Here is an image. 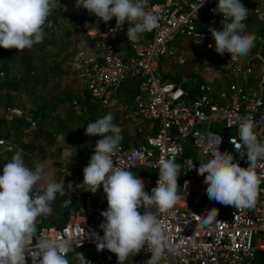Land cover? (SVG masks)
<instances>
[{"label": "built area", "instance_id": "2783aa9c", "mask_svg": "<svg viewBox=\"0 0 264 264\" xmlns=\"http://www.w3.org/2000/svg\"><path fill=\"white\" fill-rule=\"evenodd\" d=\"M199 2L147 0L146 11L159 16L158 27L151 31L150 37L140 46H134L125 57L110 41H102L100 45L104 51L101 56L81 59L77 75L102 103L107 101L104 94L108 87L117 85L127 76L135 77L140 86L134 94L136 111L141 117L157 122L153 132L144 134L135 143H120L112 157L115 166L141 178L145 191L151 194L159 178V161L175 159L179 165V200L168 211L157 213L167 237L161 264H261L256 258L258 254L264 258V179L259 185L255 206L237 210L209 199L208 185L196 169L211 158L210 153L218 147L220 140L222 152H231L242 167L248 166L247 157L239 156L231 138L239 142V123L250 115L255 124L254 132L264 142V75L258 81L257 90L233 81L224 91H214L208 82L193 77L190 80L164 78L154 66L161 57L173 53L171 42L176 37L200 40L212 54L217 53L209 27L225 18L212 11L218 0H206L196 16L193 6ZM242 3L248 8L243 23L251 18L264 23V6L260 0H242ZM115 25L114 17L109 24L110 31ZM127 27L125 23L123 30L116 31H127ZM209 44L212 47H208ZM230 60L231 55L227 57L230 72L237 73L238 59ZM244 150L243 147L240 149ZM256 171L258 176L264 177V160L259 161ZM185 181L189 183L184 189ZM80 190L88 199L86 217L81 221L67 219L59 225L39 227L30 248L39 238L72 237L74 246L96 245L92 238L86 239L87 232L94 231L103 236L99 228L103 220L100 213L107 209V199L102 187L96 193ZM212 208L218 209V215L211 224L205 225L202 221L207 213L204 212ZM139 211L143 214V207ZM150 255L142 249L129 264H147ZM86 259L91 261L89 264H118L107 249ZM26 261L32 264L27 251Z\"/></svg>", "mask_w": 264, "mask_h": 264}, {"label": "clouds", "instance_id": "9594fccd", "mask_svg": "<svg viewBox=\"0 0 264 264\" xmlns=\"http://www.w3.org/2000/svg\"><path fill=\"white\" fill-rule=\"evenodd\" d=\"M205 2L200 0L193 6L196 16ZM57 4L59 0H0V47L21 52L42 43L46 21ZM76 6H82L104 23L115 17L113 31L123 30L127 23L129 42H138L145 32L158 27L159 16L146 11L147 0H76ZM212 11L225 18L221 21L220 30L209 27L215 51L220 55L230 53V61L247 55L254 46L255 36L244 31L246 25L243 22L248 16V8L242 0H218ZM91 30L98 31L97 28ZM75 66L79 67L78 64ZM114 119L113 114L108 113L89 123L85 129L87 135L99 136L100 139L83 168V183L77 187L92 193L102 187L108 204L107 209L100 213L103 220L99 228L103 236L92 231L87 232L86 239L94 240L97 251L107 249L114 253L118 264H125L142 249L151 253L147 264H161L167 237L157 213L168 211L179 200V165L175 159H161L159 178L149 194L141 178L114 165L112 157L123 139L121 128ZM254 127L252 116H245L239 123V142L231 138L239 156L247 157V167L236 162L231 152H222L220 140L218 147L211 151V158L196 169L208 185L209 199L237 210L255 206L259 185L264 179L256 171L259 161L264 160V142L258 139ZM242 147L244 151H240ZM188 183L184 182V189ZM69 187L72 189L71 183ZM58 194L69 195L64 180H57L51 163L39 162L30 168L26 165L23 151L14 150L0 175V264H27L26 251L32 264H72L67 256L69 252L74 253L76 264L91 262L82 252L76 251L81 244L74 246L72 237L39 238L33 248L29 247L36 236L38 217L52 214V204ZM70 202V199L64 201L65 205ZM141 207L143 214L138 211ZM204 213L207 217L202 222L209 225L217 217L218 209L212 208Z\"/></svg>", "mask_w": 264, "mask_h": 264}, {"label": "crops", "instance_id": "0c3cea01", "mask_svg": "<svg viewBox=\"0 0 264 264\" xmlns=\"http://www.w3.org/2000/svg\"><path fill=\"white\" fill-rule=\"evenodd\" d=\"M260 1L264 6V0ZM110 22L104 23L82 6L77 7L76 0H59L46 21L42 43L21 52L0 47V175L14 150L21 149L30 168L49 161L57 180H64L69 193L57 195L52 214L38 217L37 229L86 217L88 199L77 185L83 183V168L100 139L86 134L89 123L112 113L114 123L121 128L123 144H133L157 128L155 120L143 118L136 111L134 94L140 86L135 77L127 76L117 85L108 87L104 94L107 101L102 103L77 75L81 59L101 56L102 41H110L125 57L151 35L145 32L138 42H129L127 31H110ZM244 24L245 32L248 29L264 32L263 21L256 18ZM212 26L217 30L222 28L219 21ZM256 39H260L258 35ZM171 45L173 53L154 63L164 78L190 80L193 77L208 82L214 91H224L233 81L257 90L258 81L264 75V43L238 58L237 73L230 72L227 62L230 53L212 54L201 41L197 43L191 37H176ZM199 51L202 52L200 57L195 56ZM77 64L79 67L75 66ZM69 183L72 189H68ZM66 199L71 200L67 205ZM76 251L82 252L85 258L100 252L95 245L78 247ZM67 256L76 264L73 252Z\"/></svg>", "mask_w": 264, "mask_h": 264}, {"label": "trees", "instance_id": "16d2710c", "mask_svg": "<svg viewBox=\"0 0 264 264\" xmlns=\"http://www.w3.org/2000/svg\"><path fill=\"white\" fill-rule=\"evenodd\" d=\"M149 1L150 2H162L164 0H149ZM246 32L247 33H251V34H253L255 36L254 46L251 48L250 51L255 50L259 45H261L262 43H264V32L263 31H261V30H259V31L258 30L257 31H252V30H249L248 29V30H246ZM257 35L260 36V39H258V40L256 39ZM170 79L171 80H175V79H173V77L170 78ZM112 254H113V257L115 259H117L116 255L114 253H112ZM256 261L258 263L264 264V258L260 254L257 255Z\"/></svg>", "mask_w": 264, "mask_h": 264}, {"label": "rangeland", "instance_id": "374dc122", "mask_svg": "<svg viewBox=\"0 0 264 264\" xmlns=\"http://www.w3.org/2000/svg\"><path fill=\"white\" fill-rule=\"evenodd\" d=\"M202 54V52L201 51H199V52H196L195 53V56L197 55L198 57H200V55ZM190 57H192V56H190ZM211 67V69H215L216 67H212V66H210ZM217 69V68H216ZM90 246V245H89ZM95 247H96V245H95ZM89 248H92V247H89Z\"/></svg>", "mask_w": 264, "mask_h": 264}, {"label": "water", "instance_id": "95a60500", "mask_svg": "<svg viewBox=\"0 0 264 264\" xmlns=\"http://www.w3.org/2000/svg\"><path fill=\"white\" fill-rule=\"evenodd\" d=\"M138 211H139V209H138Z\"/></svg>", "mask_w": 264, "mask_h": 264}]
</instances>
